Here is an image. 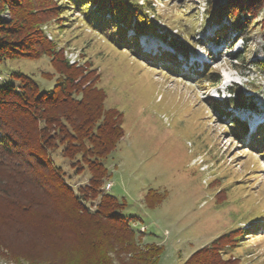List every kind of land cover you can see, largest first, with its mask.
<instances>
[{
  "label": "rangeland",
  "instance_id": "374dc122",
  "mask_svg": "<svg viewBox=\"0 0 264 264\" xmlns=\"http://www.w3.org/2000/svg\"><path fill=\"white\" fill-rule=\"evenodd\" d=\"M122 1L153 8L148 19L156 29L138 36V46L132 42L137 37L134 28L127 26L132 44L124 40L122 44L119 35H108V27L99 30L88 23L86 14L69 6L44 28L70 64L90 62L85 71L96 70L100 76L107 106L123 114L125 136L105 160L111 176L104 191L126 203L119 213L132 217L141 247L163 248L159 264H184L193 253L235 229L247 236L231 257L238 264H264V135H253L260 126L254 122L264 123L260 24L240 35L226 19L208 23L209 0ZM183 7L188 11L182 12ZM87 11L92 13L94 8ZM263 15L264 10L259 19ZM2 17L10 20L8 12ZM223 26L230 28L226 39L218 37ZM173 40L185 47H175ZM14 72L31 76L43 91L52 89L59 78L47 56L1 63L0 81ZM209 72L218 81L210 74L204 77ZM233 89L250 98L246 104L253 103L254 108L227 102L229 106L217 112L214 102L236 99ZM248 116H253V129L236 135L230 128L233 119ZM53 158L72 185L88 181V171L78 175L60 153ZM153 200L157 201L150 205ZM105 248L98 251L97 260L110 255L115 261ZM14 254L0 248V264L85 261L72 253L61 261L28 260Z\"/></svg>",
  "mask_w": 264,
  "mask_h": 264
},
{
  "label": "trees",
  "instance_id": "16d2710c",
  "mask_svg": "<svg viewBox=\"0 0 264 264\" xmlns=\"http://www.w3.org/2000/svg\"><path fill=\"white\" fill-rule=\"evenodd\" d=\"M65 6L82 11L88 23L101 31L108 27V35H119L124 44H132L127 26L137 31L132 39L136 46L138 36L156 29L148 19L153 8L147 10L131 1L0 0V64L47 56L59 75L55 86L46 91L21 72L0 81V248L28 260L61 261L72 253L85 258L84 264H113L110 255L96 258L106 247L105 252L116 258L115 264H159L163 248L156 244L141 247L132 217L119 213L126 203L103 189L111 176L105 160L125 136L123 114L107 106L100 76L96 70L85 71L90 62L70 64L44 29L52 19L60 18ZM89 7L94 8L92 13ZM263 10L264 0H209L208 23L226 19L240 35L260 24L264 36V15L259 19ZM181 11L188 10L183 7ZM6 12L9 21L2 17ZM218 37L228 38V27L223 26ZM172 44L185 47L177 40ZM258 63L264 69V61ZM209 74L218 81L213 72L204 77ZM236 93V99L216 101L212 106L221 113L229 106L227 102L235 107L251 102ZM233 120L230 128L243 135L245 124ZM258 132L254 138L264 135V126ZM56 153L67 158L78 175L88 171V181L72 185L63 168L55 164ZM245 236L244 230H231L193 253L184 264H238L231 252L242 246Z\"/></svg>",
  "mask_w": 264,
  "mask_h": 264
},
{
  "label": "built area",
  "instance_id": "2783aa9c",
  "mask_svg": "<svg viewBox=\"0 0 264 264\" xmlns=\"http://www.w3.org/2000/svg\"><path fill=\"white\" fill-rule=\"evenodd\" d=\"M110 188V187H109Z\"/></svg>",
  "mask_w": 264,
  "mask_h": 264
}]
</instances>
